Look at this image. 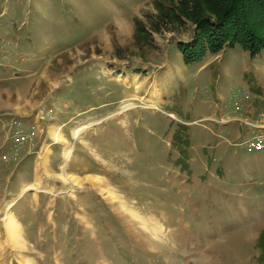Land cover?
Here are the masks:
<instances>
[{
    "label": "rangeland",
    "instance_id": "1",
    "mask_svg": "<svg viewBox=\"0 0 264 264\" xmlns=\"http://www.w3.org/2000/svg\"><path fill=\"white\" fill-rule=\"evenodd\" d=\"M30 4L33 46L0 18V264H264V49L186 65L189 22L135 40L154 0Z\"/></svg>",
    "mask_w": 264,
    "mask_h": 264
},
{
    "label": "trees",
    "instance_id": "2",
    "mask_svg": "<svg viewBox=\"0 0 264 264\" xmlns=\"http://www.w3.org/2000/svg\"><path fill=\"white\" fill-rule=\"evenodd\" d=\"M156 22L135 19V40L148 42L152 30L162 25H193L188 43H178L186 65L206 52L217 53L224 46L240 44L254 57L264 49V0H154Z\"/></svg>",
    "mask_w": 264,
    "mask_h": 264
},
{
    "label": "crops",
    "instance_id": "3",
    "mask_svg": "<svg viewBox=\"0 0 264 264\" xmlns=\"http://www.w3.org/2000/svg\"><path fill=\"white\" fill-rule=\"evenodd\" d=\"M30 0H0V18L3 20L2 24H9L10 27H7L10 29V33L7 35V38L12 40L14 45L12 47H15V44L19 46L23 41H27V47L33 46L32 43H30L27 39L31 32L30 27L25 28V32L21 31V27H24L27 15L30 12ZM5 6V7H4ZM22 12V13H21ZM35 16L37 13L36 10L32 12ZM32 25H35V21L31 22ZM34 27V26H33ZM3 37H1L2 39ZM13 59V58H11ZM31 62L24 61V65H28ZM20 76L16 77L19 79ZM25 77V76H24ZM23 77V78H24ZM6 78L0 77V81H5ZM1 84V82H0ZM0 107L5 105V103H2L0 100Z\"/></svg>",
    "mask_w": 264,
    "mask_h": 264
},
{
    "label": "bare ground",
    "instance_id": "4",
    "mask_svg": "<svg viewBox=\"0 0 264 264\" xmlns=\"http://www.w3.org/2000/svg\"><path fill=\"white\" fill-rule=\"evenodd\" d=\"M54 138L58 140L59 139V134H57L55 132L54 133ZM71 153H72V148L70 147V148H68L65 151L64 155L66 156V158H68ZM97 180H98V178H97ZM5 221H6V227H7V230L9 232V234H10L11 239H13L14 241L21 242L20 241L21 240V235H20L18 223L15 222L14 218L11 215H9V214L6 216ZM25 264H30V263H25Z\"/></svg>",
    "mask_w": 264,
    "mask_h": 264
},
{
    "label": "built area",
    "instance_id": "5",
    "mask_svg": "<svg viewBox=\"0 0 264 264\" xmlns=\"http://www.w3.org/2000/svg\"><path fill=\"white\" fill-rule=\"evenodd\" d=\"M256 141H257V140H253V141H252V144H255ZM261 141H262L261 139H259V140L257 141V146H259V145L261 144Z\"/></svg>",
    "mask_w": 264,
    "mask_h": 264
}]
</instances>
